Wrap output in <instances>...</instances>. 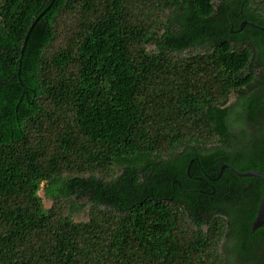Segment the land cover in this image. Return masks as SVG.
I'll return each instance as SVG.
<instances>
[{
    "label": "trees",
    "instance_id": "16d2710c",
    "mask_svg": "<svg viewBox=\"0 0 264 264\" xmlns=\"http://www.w3.org/2000/svg\"><path fill=\"white\" fill-rule=\"evenodd\" d=\"M249 1L0 0V264L221 263L222 224L202 228L189 187L176 205L164 195L191 157V176L222 162L264 172V89L242 88L264 29L233 37L258 52L226 43ZM251 1L244 15L264 26V0ZM227 172L241 256L264 244V224L251 230L262 181Z\"/></svg>",
    "mask_w": 264,
    "mask_h": 264
},
{
    "label": "flooded vegetation",
    "instance_id": "af4514ba",
    "mask_svg": "<svg viewBox=\"0 0 264 264\" xmlns=\"http://www.w3.org/2000/svg\"><path fill=\"white\" fill-rule=\"evenodd\" d=\"M232 1V0H230ZM257 1V0H254ZM254 6L253 2L250 0L244 6H241L237 9V12L232 13L229 17V30L226 37V43L232 50L248 48L251 51L254 49L258 52V43L256 39H252L249 36H246V40H235L233 37L242 34L247 25H251L249 20L244 15V10L249 11ZM264 14V13H263ZM237 24V26H236ZM256 24V23H255ZM258 25V24H257ZM262 26V25H259ZM264 27V26H262ZM240 47V48H239ZM200 49L197 46V50ZM195 52V47L190 45L182 50L183 56H189V54ZM255 63V62H254ZM248 70L245 74L251 76V81L247 85H243L242 88H249L247 91L258 89H264V61L258 62V64L248 66ZM247 86V87H246ZM241 99V94L239 91H231L228 94V100L225 104L227 107L237 106ZM219 145L216 143L207 144V148ZM197 157H191L186 163L185 174L182 175V171H178L172 176L173 191L170 192V195H164L166 201L172 205H176L177 202L174 200V195L177 192V189H184V186L189 187L193 192L195 197L194 208L195 212L198 213L197 219L202 222V228L207 229L206 223L219 222L222 224V231L217 241V252L219 253L220 264H254L257 260H264V244L256 243V241L248 242V244L241 250V256L238 255L237 250L238 246L236 239L234 237V231L236 229V220L232 217V211L235 212V209L240 203L238 192L241 188L236 184H233L228 177V170H233L234 168L227 162L220 163L219 172L213 173L206 171L203 168L200 169L199 174L193 176L190 175L191 166ZM222 165H229L233 169L225 166L222 168ZM196 170V169H195ZM234 172H239L234 169ZM249 171V170H247ZM239 172V173H244ZM239 176H251V175H239ZM250 188V183L243 185L242 190H247ZM181 204V203H178ZM189 213V212H188ZM252 237V235H250Z\"/></svg>",
    "mask_w": 264,
    "mask_h": 264
},
{
    "label": "water",
    "instance_id": "95a60500",
    "mask_svg": "<svg viewBox=\"0 0 264 264\" xmlns=\"http://www.w3.org/2000/svg\"><path fill=\"white\" fill-rule=\"evenodd\" d=\"M250 23H251V25H254V26L258 27V28L264 29V27H262V26H259V25L255 24V23H252V22H250ZM263 102H264V99H263ZM225 166L233 169L229 165H222V168L225 167ZM236 173L239 174V175L256 176L262 181L261 197H260L258 205H257V210H256L255 217H254L253 221L251 222V230L253 231L257 227H259V226L264 224V172H259V171L253 169V170L246 171L244 173H239V172H236Z\"/></svg>",
    "mask_w": 264,
    "mask_h": 264
},
{
    "label": "rangeland",
    "instance_id": "374dc122",
    "mask_svg": "<svg viewBox=\"0 0 264 264\" xmlns=\"http://www.w3.org/2000/svg\"><path fill=\"white\" fill-rule=\"evenodd\" d=\"M63 19L69 20L67 17H64ZM60 43H61V41L59 39H56L53 42L52 46L49 47V52H52L53 50L57 49L58 46L60 45ZM154 48H155V45L154 44L147 45V50H149V51L152 50V49H154ZM38 193H39V195L42 198V202H43L44 206L45 207H50L52 205V200L49 197H46L45 196L42 185H41ZM78 202L79 203H82V204H85L86 203V200H82V201H78ZM88 207H89V205L86 204L80 210L74 212L72 214V218L75 221L86 220L87 219Z\"/></svg>",
    "mask_w": 264,
    "mask_h": 264
}]
</instances>
